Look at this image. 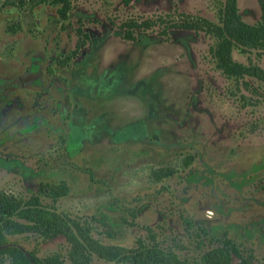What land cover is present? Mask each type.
<instances>
[{"label": "rangeland", "instance_id": "obj_1", "mask_svg": "<svg viewBox=\"0 0 264 264\" xmlns=\"http://www.w3.org/2000/svg\"><path fill=\"white\" fill-rule=\"evenodd\" d=\"M223 2L68 0L60 17L50 0H0V188L36 195L105 244L197 258L228 238L264 264V78L224 73L202 30L154 24L123 37L125 23L158 15L217 22ZM237 7L259 19L256 0ZM231 57L264 71L257 50ZM60 180L61 196L39 189ZM6 237L69 261L62 234Z\"/></svg>", "mask_w": 264, "mask_h": 264}, {"label": "trees", "instance_id": "obj_2", "mask_svg": "<svg viewBox=\"0 0 264 264\" xmlns=\"http://www.w3.org/2000/svg\"><path fill=\"white\" fill-rule=\"evenodd\" d=\"M50 1L57 5L60 17H65L68 0ZM256 1L260 15L253 23L241 18L237 0H224L217 22L185 12H177L174 19L158 15L153 19L130 20L125 23L127 29L123 37L132 39L129 32L131 27H148L154 24H161L160 33L165 32L164 27L202 30L213 38L210 51L216 65L224 73L232 76L250 74L263 79L264 71L261 68L253 64H243L231 57L233 47L241 52L254 49L264 54V0ZM81 33L86 37V32ZM82 41L83 38L79 43ZM76 50L77 47L64 59L75 55ZM39 189L55 198L66 193L67 185L63 180L55 184L40 182ZM16 232H38L43 236L64 235L70 243L67 254L69 261L64 263V259L55 252L38 256L33 251L24 250L6 237L7 233ZM92 255L107 261L129 264H250L242 258L236 245L228 238H223L205 249L197 258L180 257L174 251L154 243L139 241L133 247L105 244L90 235L88 226H81L76 222L68 223L61 214L42 204L36 195L23 198L0 188V264H3L4 259H8L11 264H86ZM234 257L239 259L234 261Z\"/></svg>", "mask_w": 264, "mask_h": 264}]
</instances>
